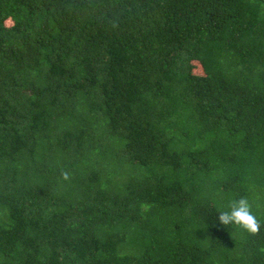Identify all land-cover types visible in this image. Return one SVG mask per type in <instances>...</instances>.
I'll return each instance as SVG.
<instances>
[{
	"label": "trees",
	"instance_id": "1",
	"mask_svg": "<svg viewBox=\"0 0 264 264\" xmlns=\"http://www.w3.org/2000/svg\"><path fill=\"white\" fill-rule=\"evenodd\" d=\"M0 264H264V0H0Z\"/></svg>",
	"mask_w": 264,
	"mask_h": 264
},
{
	"label": "clouds",
	"instance_id": "2",
	"mask_svg": "<svg viewBox=\"0 0 264 264\" xmlns=\"http://www.w3.org/2000/svg\"><path fill=\"white\" fill-rule=\"evenodd\" d=\"M61 177L63 180L69 181L70 173L62 170ZM218 213V221L223 226L233 225L253 236L259 234L261 230L262 222L253 210V203L248 196L231 199L227 207Z\"/></svg>",
	"mask_w": 264,
	"mask_h": 264
},
{
	"label": "rangeland",
	"instance_id": "3",
	"mask_svg": "<svg viewBox=\"0 0 264 264\" xmlns=\"http://www.w3.org/2000/svg\"><path fill=\"white\" fill-rule=\"evenodd\" d=\"M201 67V66H200Z\"/></svg>",
	"mask_w": 264,
	"mask_h": 264
}]
</instances>
